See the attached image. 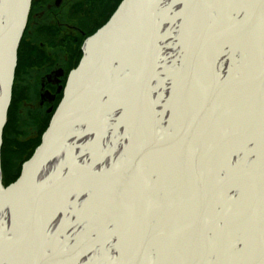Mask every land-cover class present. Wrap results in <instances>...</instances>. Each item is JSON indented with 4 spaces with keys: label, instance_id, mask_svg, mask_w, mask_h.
I'll use <instances>...</instances> for the list:
<instances>
[{
    "label": "bare ground",
    "instance_id": "1",
    "mask_svg": "<svg viewBox=\"0 0 264 264\" xmlns=\"http://www.w3.org/2000/svg\"><path fill=\"white\" fill-rule=\"evenodd\" d=\"M172 1L148 0L142 5L149 10L144 15L147 34H152L158 40V28L160 30L159 75L153 82L151 93L149 90L148 100H157L160 111H164L162 121L165 134L160 132L156 139L149 135L155 119L150 114L151 106H147V102L146 105L142 104L144 121H141L136 109L141 105L137 103L139 101L130 102L134 108L126 109L124 114H110L111 109H99L84 116L93 125L89 129L97 134L112 129L119 120L132 121L135 134L136 128L142 125L137 146L142 144L140 148L144 155L136 163V172L143 165L141 173L133 170L134 173L128 174L132 170L129 167L134 156L128 159L124 156L120 162L125 165L117 174L95 177L92 181L95 198L92 211L85 208L79 215L89 221L90 230L93 227L100 234L99 241H103L105 236L103 227L95 223L97 220L102 226L106 223L111 231L116 228L114 233L120 235L122 219L126 216L130 254L126 253L120 264L149 261L148 247L153 240L161 244L163 253L160 264H186V247L193 256L202 258L220 244L226 249L219 264H235V257L241 260L239 264H243L263 246L261 240L264 236L262 228H256L248 221H233L235 214L264 215V0H195L194 3L193 0H179L183 3H179L174 10L170 8ZM206 9H211L217 19L213 23H208L204 17ZM257 10L260 12L259 18L252 17ZM17 14L15 0H0V28L6 25L7 16L16 19ZM235 21L239 24H235ZM170 36L180 42H172ZM130 39L131 34L125 26L117 28L106 41V48L115 49L107 62L98 57L102 52L101 47L97 54L89 46L85 63L91 69L81 74L75 84L77 88L90 93L86 94L84 107L75 113L93 110L95 106L92 103L102 96L107 87L115 90L109 101L110 106L125 104L127 98L134 100L138 84H143L150 62L144 47L139 59L138 45L131 47ZM120 40L119 44L114 45ZM7 47V42L0 43V105L9 74L7 64L3 63ZM186 49L189 59L184 62ZM214 60L219 62L215 68L222 79L241 77L247 67H253L254 71H246L244 82L234 78L227 87H223L213 77ZM139 78L142 83H138ZM172 92L176 95L170 108L168 100ZM143 95L142 101H146ZM195 127L198 128L191 133L189 143L177 144L186 130L189 134ZM215 131V137L208 139ZM251 139H258L259 142H253L254 152H251L253 144L248 143ZM259 146L263 148L261 151ZM235 152L247 154L244 164L232 162L231 156ZM93 155L95 159L96 153ZM216 165L224 168L222 178L228 177L222 183L211 172ZM190 170L201 178L205 193L210 196L205 214L216 204L218 210L222 208V216L226 214L224 226H219L211 238L207 230L221 214L212 213L208 220L205 214L189 215L187 207L199 201V195L196 197L193 192L194 179L188 176ZM138 174L144 178L140 179ZM122 178L136 181L139 188L134 184L130 189L124 184V188L121 187L125 190L123 193L117 187ZM1 179L0 166V264H68L73 260L76 249L73 254L65 253L63 250L71 251L73 248L66 240L62 242L61 238L54 236L56 232L53 228L62 220L56 217L59 211L66 208L64 194L75 186L55 185L58 188L48 190L53 183L35 188L33 182L29 181L23 190L8 196L7 191L1 192ZM84 181L90 180L85 178ZM234 181L238 190L232 191ZM147 182L151 184L146 185ZM130 194L132 197L127 199L132 204L125 206L127 202L123 198ZM132 198L134 201H131ZM137 198L138 202L135 201ZM12 213L13 227L10 223ZM155 216L162 225L158 232L152 231L154 228L149 224L151 217ZM49 217L54 220H51L50 231L46 234L45 223ZM68 224L69 221L64 220L58 234ZM188 230L190 234L186 232ZM232 236L235 240L239 238L243 241L235 257L229 247ZM89 245L85 243L84 247ZM119 247L121 251L124 250L120 243ZM190 260L192 264V257Z\"/></svg>",
    "mask_w": 264,
    "mask_h": 264
},
{
    "label": "flooded vegetation",
    "instance_id": "2",
    "mask_svg": "<svg viewBox=\"0 0 264 264\" xmlns=\"http://www.w3.org/2000/svg\"><path fill=\"white\" fill-rule=\"evenodd\" d=\"M124 1L125 0H33L29 22L18 53V69L13 90V100L17 98L19 108L22 106L29 115V117L25 118V123L23 121L17 122L14 125L15 127L13 126L11 128V130H14V133L15 131L21 133L26 132L22 135L13 134L12 137H15L16 141L21 142V144H18V146L11 145V148L13 146V151H16L15 156L23 158L24 161L21 165L12 162V177L17 174L18 176L11 183V186L21 177L25 165L35 157L38 150L45 147L46 137L52 130L55 118L62 104L67 100L72 101L75 94L78 93L79 88H77L75 84L73 74L86 59V52L89 46L94 49L97 35L111 22L122 7ZM178 1L179 0L175 2L173 0L171 2L172 6L170 8L172 10L177 8L179 3H183ZM208 11L210 12L211 19L214 21L217 20L211 9ZM229 17L230 14L228 18ZM235 24L239 23L235 21ZM123 26L126 27V23L120 21L118 28L121 29ZM116 30V28L113 29L106 41ZM121 40L117 43H120ZM170 40H172V42H180L179 39L172 36H170ZM107 44L108 42L104 43V48L106 50L108 49L105 47ZM97 51L98 49L95 50L98 54ZM186 54L187 49L184 54V62L188 60V57L186 59ZM99 55L100 54H98V56ZM113 61H111L110 64ZM213 62V77L218 85L232 82L234 78H238V81L244 82L246 80V71H254L253 67L251 69L247 67L241 77L222 79L217 75L215 68V66H218L219 62L217 60ZM252 63H254V61H252ZM119 65L121 66V63ZM157 73H159L158 69ZM19 74H21L20 78ZM32 90H34V92ZM114 91L112 87H109L102 92V97H106L109 103ZM175 95V92L170 94L168 100L170 108L175 100ZM153 100L150 102L148 100L149 107L151 106L150 114L154 119V107L156 108L157 114H159L162 119L164 117V111L161 112L156 102L157 100ZM99 103L100 100L97 99L92 105L97 106ZM123 105L124 104H117L110 107L109 109H111V112L109 113L114 114L120 112L124 114L126 109L134 108L133 104ZM12 107L13 102L10 108L9 118ZM136 109L140 113L141 121H144L142 104L139 105L138 108L136 107ZM73 111H79L78 105L75 106ZM78 119L79 118H74L72 120L67 119L57 126L53 137H50L49 141H53L54 144L45 157L41 159V164L35 172L36 179L33 184L36 183L37 186H48L49 183L54 184L62 182L60 185L64 184L68 187L75 186L69 188L64 194L63 200L66 208L65 210L62 209L59 211L56 217L59 216L62 220L53 228L55 230L54 233L56 232L54 236L61 238L62 242L66 240L67 244L73 248L71 251H65L62 249V245H60L59 247L61 250L65 253L73 254L76 249L73 260L68 264H120L126 253H128V255L130 254L126 234L128 226L126 216H123L122 227L119 226L120 235H118V232L114 233V231H117L116 228L111 231L108 229L106 223L102 226L99 224L100 220H97L95 223L98 224L100 228L103 227L102 230H104L103 234L105 236L103 241H99L100 234L95 231L93 227L92 230H90L91 224H89V221L85 216H80L79 214L85 208L92 211L95 199L93 196L94 186L92 181L95 177H111L117 174L125 165V163L120 162L124 156L126 159L130 156H134V160L129 167L132 170L128 174L134 173L133 170L135 171L137 169L136 163L141 159V155L138 157V154L139 152L142 153V149L140 148L142 144L137 146V139L141 134L143 126H138L135 134L132 121L130 123L119 120L118 123L114 124L112 129H105L97 134L89 129L93 127L92 123L84 118ZM155 128V124H152L149 135L154 133ZM162 130L160 132H162ZM215 135L216 131L210 134L208 139L214 138ZM253 142L256 144L259 143L258 139H251L248 141V143L253 144V150L251 152L255 150V144ZM262 149L261 146L260 151ZM93 153H96L95 159L93 158ZM248 155L252 156L253 154ZM246 156L247 154L243 155L239 152H235L231 156V160L233 163L236 162L237 165H242L247 160ZM222 167V165H216L211 169L212 174L216 176L215 178L219 183H222L223 180L227 178V176L223 178L221 176V172L224 170ZM138 169V172H135L141 173L143 171V165H140ZM146 170L149 172V166H147ZM138 176L140 179L144 178L141 174H138ZM218 176H221V178L218 179ZM85 178L90 181H84ZM149 179L153 184L151 177H149ZM70 181L73 183H68ZM151 183L147 182L146 185H150ZM124 184H127L130 189L134 187V184H136L137 189L139 188L136 181L130 182L127 178H122L117 187L118 190H122L123 193L125 190L122 189L124 188L122 185ZM232 185H235L232 191L235 189L238 190L235 181ZM11 186L7 185L6 187ZM81 189H85L86 191L80 192ZM127 190L130 191L129 189ZM130 196L132 197V194L123 198L127 202L125 206L132 204V202H129L127 199H130ZM131 201H134L133 198ZM135 201L138 202L139 199L137 198ZM221 212L222 208L218 210L216 204L209 213L204 215V217L208 220L211 218L212 213L220 215ZM225 216L226 214H223L221 219L218 218V223L211 224L207 230L209 232L208 237L211 238L213 236L212 234L219 226H224L223 219ZM51 220L53 221L54 219L49 217L45 223L46 234L50 231ZM64 220H68L70 224H68V226H63L61 234H58ZM234 220H242L243 222L248 221L252 223L254 227L262 228L264 233V215L235 214L233 221ZM10 223L12 226V216H10ZM149 224L154 228V230H152L154 232H158L162 227L157 216L151 217ZM119 227L117 229H119ZM85 243H89L90 245L84 247ZM119 243L123 246V251H121ZM242 245L243 241L241 239L237 238L235 240V237L232 236V239L229 241V247L234 257L235 253H238ZM224 248L226 249L225 246ZM225 249H223V244H220L215 247L214 251H207L208 253L205 254L206 259L203 260L199 256H193L191 250L186 247V264H191L190 257H192V264H219ZM51 253L47 254L50 255ZM162 253L160 242L158 240L151 241L148 247L149 261L146 263L144 261L142 264H160ZM253 258L254 256L243 264H253ZM240 262L241 260L235 257V264H239Z\"/></svg>",
    "mask_w": 264,
    "mask_h": 264
},
{
    "label": "water",
    "instance_id": "3",
    "mask_svg": "<svg viewBox=\"0 0 264 264\" xmlns=\"http://www.w3.org/2000/svg\"><path fill=\"white\" fill-rule=\"evenodd\" d=\"M32 1L33 0H15L16 6H17V17L16 19H13L10 16H7V23L4 27L0 28V43L2 42H7L8 47H7V52L4 55L3 63L7 64V67L9 68V74L8 78L6 81V86H5V91L3 94L2 102L0 105V146H1V141L4 133L5 126L7 124V117H8V112L9 108L11 105L12 101V92H13V84L15 80V73L17 69V63H18V50L19 46L23 37V34L26 30L27 24H28V19L29 15L31 12L32 8ZM143 2H148V0H125L124 3L122 4V7L118 11V13L114 16V18L111 20V22L103 28L99 34L97 35L96 39V44L94 49H99L101 47L102 52L98 56L100 60L102 61H108V59L111 57L115 49H105L104 48V43H106V39L110 35V33L113 31L114 28H118L120 21L123 23H126V28L129 30L131 34V42L130 46L132 47L134 44L138 45V57L139 59L142 56V50L143 47L145 48L146 52L148 51L147 54V60H149L150 64L147 67V70L144 74L143 78V84H138V93L134 96V100L127 98L125 101V105L130 104V102L133 101H139L137 103L140 104H145L147 102V106H149L148 103V92L152 88L153 82L157 75V58L159 54V38L158 40L152 36V34H147V29L144 21V15L146 12H148V8L145 7L143 8ZM195 0H193V3ZM162 4V2L160 3ZM5 7V6H4ZM259 10V8H258ZM254 11V14L252 17L254 18H259L260 12ZM204 17H206V21L208 23H213L214 20L211 19L210 12L206 9L204 13ZM159 25V24H158ZM159 28H158V37H159ZM155 32H153L154 34ZM116 45L119 43H115ZM116 47V46H115ZM136 54V56H137ZM189 59V53L187 52L186 54V59ZM1 63V64H3ZM91 67H87V64L85 61L83 64L79 67V69L74 72V81L76 82L78 77L83 74L89 72ZM110 75V73H109ZM111 76V75H110ZM138 83L141 82V78H139ZM230 82L226 84H221L220 86L227 87ZM107 87L106 89H108ZM90 92H87L85 89H78V93L75 94V97L72 101L67 100L65 101L60 110L58 115L55 118L53 127L51 132L48 134L46 137L45 141V147L42 148L41 150H38L37 154L35 157L26 164L23 170V174L21 179L18 181V183L12 188V193H18L21 190H23L26 185L29 183V178L34 176L33 182L36 179L35 172L37 171L38 167L41 164V159L45 157V155L48 153V151L51 149L52 145L54 144L53 141H50V137H53V134L60 123L67 119H74V118H84V116L90 115L94 112H97L99 109L105 110L109 109L110 106L109 103L107 102L108 100L106 97H100V103L94 107L93 110L85 111V112H80V113H74L73 111L75 109V106L78 105L79 108L84 107V102H86V94H89ZM143 95V98L146 101H142L141 95ZM77 101H80L78 103ZM153 117L155 119V131L151 135L152 138H157L159 132L162 130V124L163 121L160 118L159 114L156 112V108L153 107ZM162 132L165 134V132L162 130ZM150 138V137H149ZM163 138V136H162ZM158 138V139H162ZM44 150V152H43ZM141 157L144 155V151L140 154ZM102 177V176H101ZM228 178V177H227ZM225 179L224 181H226ZM223 181V182H224ZM35 186H37L36 183H34ZM58 188V186H52L48 190H53ZM2 189V186H1ZM222 215L219 216V219H221ZM13 218V216H12ZM263 246L259 248L254 255L253 258V264H263V258H264V236H262Z\"/></svg>",
    "mask_w": 264,
    "mask_h": 264
},
{
    "label": "rangeland",
    "instance_id": "4",
    "mask_svg": "<svg viewBox=\"0 0 264 264\" xmlns=\"http://www.w3.org/2000/svg\"><path fill=\"white\" fill-rule=\"evenodd\" d=\"M160 6L162 7V4H160ZM115 57H117V55H115ZM20 77H21V74H19V78ZM261 80H263V79H261ZM16 88H17V85H16ZM32 91L34 92V90H32ZM27 117H29V115L26 113L25 109L22 106H21V108H19L18 100H17V98H15L13 100V107H12L10 118H9V121H8L6 134L4 136L3 144H2V147H1V150H0V166H1L2 174H3V178L6 179V186L7 185L11 186V183L18 176V174H17L16 176L12 177V174H13L12 162H15L16 164L18 163V165H21L23 163V161H24L23 158H18V157L15 156L16 151L15 150L13 151V146L14 145L18 146V144H21V142H17L16 138L12 137V136H13V134L22 135V134H24L26 132L21 133V132L15 131V133H14V130H11V128L17 122L23 121L25 123L26 122L25 118H27ZM196 128H198V127L193 128L190 131L189 134H188V130H186L185 134L179 139L177 144H179V143H189L190 137H191V133ZM12 144H13V146L11 148ZM188 176L192 177L194 179L193 192L195 193L196 197H197V195H199V201H196L195 203H192L191 205H189L187 207V212L189 213V215L191 213L193 215H197V216L198 215H202L203 216L205 214L207 202H208L210 196H208L205 193L203 182H202L201 178L197 175L196 172H192V170H190L188 172ZM3 178H2V182H3ZM4 183H5V181H4ZM186 232L190 234L189 230L186 231ZM27 241L28 240H26V242ZM202 259L205 260L206 256L203 255Z\"/></svg>",
    "mask_w": 264,
    "mask_h": 264
}]
</instances>
